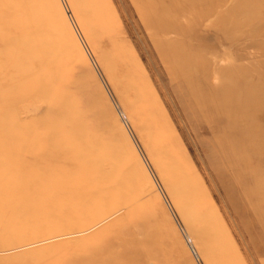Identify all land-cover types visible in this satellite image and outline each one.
Returning <instances> with one entry per match:
<instances>
[{"label":"rangeland","instance_id":"rangeland-1","mask_svg":"<svg viewBox=\"0 0 264 264\" xmlns=\"http://www.w3.org/2000/svg\"><path fill=\"white\" fill-rule=\"evenodd\" d=\"M226 86L264 91V0H0V264H264Z\"/></svg>","mask_w":264,"mask_h":264},{"label":"bare ground","instance_id":"bare-ground-1","mask_svg":"<svg viewBox=\"0 0 264 264\" xmlns=\"http://www.w3.org/2000/svg\"><path fill=\"white\" fill-rule=\"evenodd\" d=\"M196 2L197 0H194V5ZM159 24L163 26L162 22ZM245 84L247 85V83ZM244 88L245 89L241 90L240 92H237L234 86L233 87L226 86L222 88L221 90L226 91V93H228V95L230 96L229 99L227 100L221 99V102H225L223 106L227 107L228 109L231 108V110L232 109L244 110L245 111L244 115L246 118L251 119L253 122L254 121L257 122L258 120L264 118V91L261 90L257 94L253 92V88L251 86H245ZM230 90L231 92H229ZM234 125L236 128L237 122H235ZM242 134H243L242 139H247V138L251 139L252 137L254 138L255 136L264 137V125L262 126L260 123L257 124L251 123L249 129H247L246 132H242Z\"/></svg>","mask_w":264,"mask_h":264}]
</instances>
